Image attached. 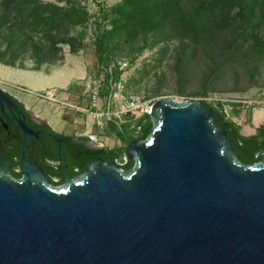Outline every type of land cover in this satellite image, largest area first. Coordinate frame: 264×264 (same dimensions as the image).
Masks as SVG:
<instances>
[{
	"label": "water",
	"instance_id": "95a60500",
	"mask_svg": "<svg viewBox=\"0 0 264 264\" xmlns=\"http://www.w3.org/2000/svg\"><path fill=\"white\" fill-rule=\"evenodd\" d=\"M148 114L131 168L97 158L63 188L24 158L21 179L0 174V264H264V156L241 162L198 99Z\"/></svg>",
	"mask_w": 264,
	"mask_h": 264
},
{
	"label": "trees",
	"instance_id": "16d2710c",
	"mask_svg": "<svg viewBox=\"0 0 264 264\" xmlns=\"http://www.w3.org/2000/svg\"><path fill=\"white\" fill-rule=\"evenodd\" d=\"M98 7L91 13L81 0H0V63L32 70L60 63L64 45L72 54L85 49L89 25L93 26L97 65L117 61L119 52L134 55L147 46L176 40L173 72L177 93L200 96V102L214 110L241 162L252 164L264 156V124L254 134L244 135L242 126L230 120L225 110L234 102H209L204 97L231 77L234 84L245 75L250 85L256 81L255 70L264 62V0H120L110 7ZM136 44L140 46L131 50ZM127 49L130 52H121ZM25 59L32 62L29 68ZM113 73L118 75L117 67ZM162 79L158 76L155 93ZM192 83L196 90L185 92L183 85ZM150 128L148 112L137 118L128 116L119 126L108 122L105 132L120 145L101 147L89 154L120 160L119 168H131L134 161L124 159L126 147L145 139Z\"/></svg>",
	"mask_w": 264,
	"mask_h": 264
},
{
	"label": "rangeland",
	"instance_id": "374dc122",
	"mask_svg": "<svg viewBox=\"0 0 264 264\" xmlns=\"http://www.w3.org/2000/svg\"><path fill=\"white\" fill-rule=\"evenodd\" d=\"M120 0H81L89 8L91 13L98 11L99 5L110 7ZM99 4V5H98ZM96 15V14H95ZM92 29L93 26H87L85 29L84 41L85 49L79 51L77 54L69 52V47L63 46L64 59L62 62L52 64L58 66L67 64L69 69H77L81 71V75L76 77L70 83V87L62 88L61 82L52 83L50 87L54 89L56 98L58 101H51L46 98H42L40 94L44 91L43 84L38 86L31 84V79H35L38 75L32 74V78L26 77L25 74L15 70V68L6 66L0 63V88L9 92L12 95L19 97V100L24 103L34 114H39L41 117L48 118L50 126L57 132L71 131L76 136H85L88 132L95 134L98 141H104L105 147H115L120 145V141L113 137V135L105 132V128L101 129L93 123L92 113L88 108V94L83 85L86 76L85 68L86 64L89 66L88 73H97V63L94 58L92 47ZM141 44V43H140ZM136 44L133 49L140 46ZM177 45L176 40H171L163 43H159L154 46H147L142 52L132 54H119L116 56L115 62L127 61L128 66L126 70L127 80L125 83L126 94L138 99L142 104V112L150 109L151 103L159 96L167 95L174 99L176 102L190 99H200L199 96H192L188 94H178V84L176 82V76L173 72L174 69V55ZM163 49L161 52L160 50ZM121 52H130V49ZM25 65L29 68L32 65L31 60L25 59ZM51 65L43 64L39 70H50ZM203 68V67H202ZM70 72L65 74V78L69 77ZM162 75L161 86L158 93H155L157 89L156 81L158 76ZM39 77V76H38ZM256 83L253 82L250 85L248 77L245 75L240 77L236 84L234 79L228 78L225 81L218 83L217 88L219 90L209 91L205 98L215 97L231 102L234 99L248 100L251 102L250 106L256 107L254 110H261L260 107H264V62L259 63L255 70ZM71 81V78L69 82ZM250 85V86H249ZM196 84L183 85L185 92L189 93L196 90ZM220 89H227L221 91ZM203 97V98H204ZM62 102L74 104L80 106L81 109H75ZM235 104H240L236 103ZM255 116V111L254 115ZM66 119L71 120V124ZM127 119V116H122V122ZM253 124H258V120L254 117ZM261 123L264 120L260 121ZM244 126V127H243ZM244 129H251V124L243 123ZM97 145V144H96ZM98 146V145H97ZM117 162L121 163L120 160ZM121 169V168H120ZM122 170V169H121Z\"/></svg>",
	"mask_w": 264,
	"mask_h": 264
},
{
	"label": "flooded vegetation",
	"instance_id": "af4514ba",
	"mask_svg": "<svg viewBox=\"0 0 264 264\" xmlns=\"http://www.w3.org/2000/svg\"><path fill=\"white\" fill-rule=\"evenodd\" d=\"M7 96L10 101L0 104V174L21 179L25 165L34 164L49 186L63 188L67 176H81L91 161L113 160L101 155L91 157L90 151L99 150L100 146L74 134L57 132L19 99L9 92Z\"/></svg>",
	"mask_w": 264,
	"mask_h": 264
},
{
	"label": "built area",
	"instance_id": "2783aa9c",
	"mask_svg": "<svg viewBox=\"0 0 264 264\" xmlns=\"http://www.w3.org/2000/svg\"><path fill=\"white\" fill-rule=\"evenodd\" d=\"M127 66V61H112L107 65H97L96 74L88 73L83 77V85L88 94V108L92 113L93 123L101 129L105 128L108 122H114L119 126L122 123L123 115L137 118L144 113L142 112L141 102L126 94L125 83L127 76L125 69ZM115 67L119 70L117 76H114L113 73ZM40 96L51 101H58L54 89L51 88L45 89ZM205 99L209 102H214L220 98L210 97ZM231 102L240 103L238 105H241L242 113L235 118L230 116L229 118L242 126L246 122V111L250 107L251 102L240 99H234ZM62 103L75 109H81L80 106L74 104ZM145 112H149V110ZM85 136L98 146L105 147V142L98 141L95 134L88 132ZM117 164L121 163L117 162Z\"/></svg>",
	"mask_w": 264,
	"mask_h": 264
},
{
	"label": "crops",
	"instance_id": "0c3cea01",
	"mask_svg": "<svg viewBox=\"0 0 264 264\" xmlns=\"http://www.w3.org/2000/svg\"><path fill=\"white\" fill-rule=\"evenodd\" d=\"M51 66L52 67L50 70H48V69L47 70H32V69H25V68H19V67H13V68H15V70L25 74L26 77H30V78H32V74L36 73L39 77L37 76L35 79H31V84H33L34 86H38L42 83L43 84V88H42L43 90L51 88L50 84H52L54 82L55 83L61 82V84H63L62 88H66V86L70 85V83L72 82L73 79H75L76 77H78L79 75L82 74L78 67H77V69H69L67 64H64V66H62V65H58V66L51 65ZM88 69H89V66L86 64L85 74H87L86 72L88 71ZM68 72H70L69 73L70 76L65 78V74ZM70 78H71V81L69 82ZM13 96L16 97L17 99H19L18 96H16V95H13ZM260 108H261V110H254V109H256V107L250 106L247 109V111H246V118L247 119H246L245 123L251 124L252 127H251V129H248V128L244 129L243 128L244 126L241 127V132L244 135L254 134L256 131V128L258 126L264 124V122L263 123L260 122V121L264 120V107H260ZM225 110H226L228 116H230L232 118H235L236 116H238L239 114L242 113L241 105H238L235 103H234V105H227L225 107ZM254 111H255L254 117L258 120V124H253V122H252V120L254 118L253 117ZM37 115L39 117H41L39 114H37ZM41 118L45 119L50 124L48 118H46V117H41ZM66 121H69L70 125L72 126L71 120L66 119ZM71 131H73V130L70 129V130H66V132H64V131L63 132L72 134Z\"/></svg>",
	"mask_w": 264,
	"mask_h": 264
}]
</instances>
